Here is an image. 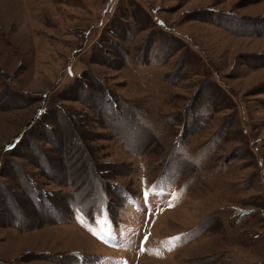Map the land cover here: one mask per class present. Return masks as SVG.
Masks as SVG:
<instances>
[{"label":"rangeland","instance_id":"rangeland-1","mask_svg":"<svg viewBox=\"0 0 264 264\" xmlns=\"http://www.w3.org/2000/svg\"><path fill=\"white\" fill-rule=\"evenodd\" d=\"M0 264H264V0H0Z\"/></svg>","mask_w":264,"mask_h":264},{"label":"snow or ice","instance_id":"snow-or-ice-1","mask_svg":"<svg viewBox=\"0 0 264 264\" xmlns=\"http://www.w3.org/2000/svg\"><path fill=\"white\" fill-rule=\"evenodd\" d=\"M174 239H179V237H176V238H174Z\"/></svg>","mask_w":264,"mask_h":264},{"label":"bare ground","instance_id":"bare-ground-1","mask_svg":"<svg viewBox=\"0 0 264 264\" xmlns=\"http://www.w3.org/2000/svg\"><path fill=\"white\" fill-rule=\"evenodd\" d=\"M96 243V242H95ZM99 246V245H98Z\"/></svg>","mask_w":264,"mask_h":264}]
</instances>
